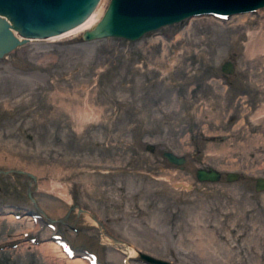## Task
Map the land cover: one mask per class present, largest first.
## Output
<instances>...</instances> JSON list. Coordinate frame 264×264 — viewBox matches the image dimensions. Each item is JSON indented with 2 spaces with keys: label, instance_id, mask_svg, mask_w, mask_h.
I'll return each instance as SVG.
<instances>
[{
  "label": "rangeland",
  "instance_id": "obj_1",
  "mask_svg": "<svg viewBox=\"0 0 264 264\" xmlns=\"http://www.w3.org/2000/svg\"><path fill=\"white\" fill-rule=\"evenodd\" d=\"M200 168L221 180L199 183ZM0 170L36 177L32 202L29 177L0 174V264H123L129 246L170 264H264V8L134 42L80 34L17 48L0 60ZM209 231L207 260L193 241Z\"/></svg>",
  "mask_w": 264,
  "mask_h": 264
},
{
  "label": "water",
  "instance_id": "obj_2",
  "mask_svg": "<svg viewBox=\"0 0 264 264\" xmlns=\"http://www.w3.org/2000/svg\"><path fill=\"white\" fill-rule=\"evenodd\" d=\"M101 0H0V60L23 46L28 39H46L61 35L83 23L97 8ZM264 8V0H110L101 18L92 30L81 34L84 42L107 38L138 41L145 34L163 27L178 24L194 17L212 16L224 19L232 15L253 13ZM14 32L17 34H14ZM22 40H20V38ZM222 73L234 72L232 62H225ZM146 150H153L147 146ZM163 158L170 164L183 168L186 159L171 152H164ZM15 173L31 179L35 177L22 170L1 171V175ZM195 178L199 183H217L222 174L213 169H197ZM239 174L227 173V183L237 182ZM184 189L181 183L172 185ZM191 185L185 190H190ZM256 193L264 192V178L255 181ZM28 192L32 202L34 200ZM93 220H95L93 218ZM96 222V220H95ZM144 264H170L139 253Z\"/></svg>",
  "mask_w": 264,
  "mask_h": 264
},
{
  "label": "bare ground",
  "instance_id": "obj_3",
  "mask_svg": "<svg viewBox=\"0 0 264 264\" xmlns=\"http://www.w3.org/2000/svg\"><path fill=\"white\" fill-rule=\"evenodd\" d=\"M102 2L103 1H100V3L98 4L97 8L95 9V11L83 23H81L80 25L76 26L75 28H73V29H71V30H69V31H67L65 33H62L61 35H57V36H54V37H51V38H46V39H28L25 44H27V43H29L31 41H38V40H48V41L58 40V39L65 38V37H70V36H73V35H75V36L76 35H80V34H82L85 31L92 30L95 27V25L101 20L103 14H104V12H105V10L107 8L106 7L104 9L102 7ZM14 34H16V33L14 32ZM20 40H22V38H20ZM262 115H263V112H259L257 114V116H262ZM84 118H86V117H84ZM30 174L33 175L32 173H30ZM35 179H36V177H35ZM29 181L31 182V179ZM179 183H181L182 186L186 188V184L185 183H183V182H179ZM30 188H31V186H30ZM39 188L41 190L47 192V193L54 194V195H57L59 197H62L64 200H66L67 203H69V199H68L67 195L65 194L63 187L60 186L59 184L53 183V182H45V183H42L41 185H39ZM32 189H29V188L27 189L28 198H29L28 192L30 190H32ZM30 194H31V192H30ZM31 196H32V194H31ZM29 200L31 201L30 198H29ZM22 219L24 221L26 218H22ZM96 225L97 224L95 222L92 223V226L95 227ZM99 231H100L99 235H100L101 241L104 242V244L109 245L111 240H110V237L108 236V234H106V232L104 230H102V229H99ZM200 234H197L196 239H194L193 243H194L195 247L197 248L198 253L200 255H202V256H206L207 260H210L209 254L212 253V252L209 253L210 250H211V245L216 244L217 241H219V236L215 235V234H211L210 231L208 232V234H205L204 232H201ZM54 244L55 243H52V245L55 246V248L60 250V247L57 244H55V245ZM61 254H62V252H61ZM122 254H124V257L122 259L125 258V261L123 260V264H131L129 262V260L135 258L136 254H137V257H139V253H136V250L133 249L130 246L126 247V250L124 252H122ZM146 255H148V254H146ZM148 256H150V257H152L154 259H158V258H156L154 256H151V255H148ZM76 258H77V255H75L73 257L72 261L68 262V263H74L75 261H77ZM109 260L117 263L116 258L113 257V256H109ZM158 260H161V259H158Z\"/></svg>",
  "mask_w": 264,
  "mask_h": 264
}]
</instances>
